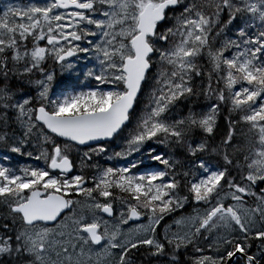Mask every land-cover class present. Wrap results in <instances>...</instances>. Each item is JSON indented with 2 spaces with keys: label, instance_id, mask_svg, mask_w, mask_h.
<instances>
[{
  "label": "snow or ice",
  "instance_id": "6c2138e0",
  "mask_svg": "<svg viewBox=\"0 0 264 264\" xmlns=\"http://www.w3.org/2000/svg\"><path fill=\"white\" fill-rule=\"evenodd\" d=\"M0 150V264H264V0L5 5Z\"/></svg>",
  "mask_w": 264,
  "mask_h": 264
},
{
  "label": "trees",
  "instance_id": "16d2710c",
  "mask_svg": "<svg viewBox=\"0 0 264 264\" xmlns=\"http://www.w3.org/2000/svg\"><path fill=\"white\" fill-rule=\"evenodd\" d=\"M119 143H120L119 141L113 142L112 148L118 149ZM5 155H8L11 158L10 161L9 160H6V161H8L13 166H17V165L18 166H21V165H25L27 163L28 164L38 163V162L33 161V160H30V159L28 160V162L27 161H24V158H26V157H20V156H17L15 154H12V153H6L3 150H0V162H3V159H4V156ZM101 163H104V161L101 160ZM111 163L112 162H110L109 164H111ZM119 163L122 165V164H124V161H120ZM5 164H8V163H5Z\"/></svg>",
  "mask_w": 264,
  "mask_h": 264
},
{
  "label": "rangeland",
  "instance_id": "374dc122",
  "mask_svg": "<svg viewBox=\"0 0 264 264\" xmlns=\"http://www.w3.org/2000/svg\"><path fill=\"white\" fill-rule=\"evenodd\" d=\"M29 2V0H0V14H2L3 10H4V6L11 3V4H27ZM80 65H83L85 62L84 61H80L79 62ZM86 70V69H85ZM57 72H59V69H57ZM64 76H69V73H64ZM72 79L74 80L75 79V75L72 74ZM28 158H24V161H27L28 162ZM3 162L4 163H9L8 161L4 160L3 159ZM111 161L107 162V163H110ZM28 164V163H27ZM23 166V165H21ZM171 217H169L167 219V222H171Z\"/></svg>",
  "mask_w": 264,
  "mask_h": 264
}]
</instances>
